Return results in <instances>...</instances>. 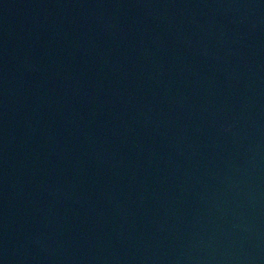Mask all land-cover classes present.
Listing matches in <instances>:
<instances>
[{
	"label": "water",
	"instance_id": "1",
	"mask_svg": "<svg viewBox=\"0 0 264 264\" xmlns=\"http://www.w3.org/2000/svg\"><path fill=\"white\" fill-rule=\"evenodd\" d=\"M0 264H264V0H0Z\"/></svg>",
	"mask_w": 264,
	"mask_h": 264
}]
</instances>
